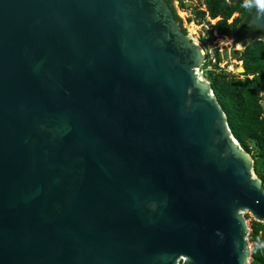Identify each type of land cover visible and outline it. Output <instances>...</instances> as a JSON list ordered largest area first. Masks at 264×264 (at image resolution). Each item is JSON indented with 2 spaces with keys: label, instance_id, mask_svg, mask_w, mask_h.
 I'll return each instance as SVG.
<instances>
[{
  "label": "water",
  "instance_id": "95a60500",
  "mask_svg": "<svg viewBox=\"0 0 264 264\" xmlns=\"http://www.w3.org/2000/svg\"><path fill=\"white\" fill-rule=\"evenodd\" d=\"M204 62L166 0H0V264H249L262 181Z\"/></svg>",
  "mask_w": 264,
  "mask_h": 264
},
{
  "label": "trees",
  "instance_id": "16d2710c",
  "mask_svg": "<svg viewBox=\"0 0 264 264\" xmlns=\"http://www.w3.org/2000/svg\"><path fill=\"white\" fill-rule=\"evenodd\" d=\"M166 2L174 11V0ZM205 4L207 11L199 12L202 19L207 16L211 19L221 18L217 25L210 28V32L217 30L220 36L235 37L237 42L248 39L242 42L245 50L240 58L245 73L230 77L219 65L223 52H216L215 63L207 55L205 66L211 65L212 69L206 72V78L228 117L235 138L254 158V169L264 190V30L259 27L247 28L257 7L254 2L246 6L245 0H233L231 3L226 0H205ZM235 12L240 16L229 23ZM176 19L182 23L177 15ZM250 228L249 242L253 245L249 264H264V223L252 220Z\"/></svg>",
  "mask_w": 264,
  "mask_h": 264
},
{
  "label": "flooded vegetation",
  "instance_id": "af4514ba",
  "mask_svg": "<svg viewBox=\"0 0 264 264\" xmlns=\"http://www.w3.org/2000/svg\"><path fill=\"white\" fill-rule=\"evenodd\" d=\"M227 2L231 3L233 0H226ZM175 2H177V6L175 5ZM194 2L198 3L197 5L195 4H190L188 3V1L186 0H174V17H175V21L177 22V26L179 27V29L184 32L187 36L190 37V40L194 43H196L202 50H204V53H205V62L204 64L207 62V55H210L208 53H215L218 52V53H222L221 50L217 49L214 47L213 51L211 52V49L209 47V43L210 42H213V41H217L219 38H229L227 39V41H229L230 39L233 41V45H235V47L233 45H230V47L226 46L225 47V50L223 51L224 53H233V59L237 61L236 64H241V67H244V64H243V61L240 59L241 58V54L243 53V51L245 50V47L243 45L242 42H247V38L242 40L240 42H237V38L235 37H232V36H220L218 31L217 30H214L213 32H210V28L212 26H215L217 25L218 21L221 20V18L219 17V19H211L210 17H206L205 19H202L200 16H199V12H206L207 11V7H206V4H205V0H202V1H199V0H194ZM186 4L185 7H183V4ZM238 3V2H236ZM235 3V4H236ZM191 5H194V6H191ZM201 5V7L199 6ZM178 9H182L183 11L185 10H188V9H191L194 11V13L190 16V15H187L188 17L185 19H183L179 12H178ZM258 9V8H257ZM256 9V10H257ZM186 12V11H185ZM176 15L182 20V23L179 22L177 19H176ZM254 15V13H253ZM252 15V17H253ZM240 16V13L238 12H235L233 14V16L229 19V21H231V23ZM252 17H251V20H252ZM185 20V21H184ZM250 20V22H251ZM196 22V30L194 32V35L192 36L189 32H188V29L185 27V25L183 24L184 22H189V23H192V22ZM228 21V22H229ZM249 22V24H250ZM198 24V25H197ZM249 24L247 26L248 29L250 28H254V27H259L261 30H264L263 27H260V26H256V25H253L252 27H249ZM213 34L214 36V40H211L209 39V34ZM230 44V41L229 43ZM239 45V47H238ZM243 49V50H242ZM235 54H238L239 56H235ZM203 64V65H204ZM243 74V73H242ZM238 75H241V74H238Z\"/></svg>",
  "mask_w": 264,
  "mask_h": 264
},
{
  "label": "rangeland",
  "instance_id": "374dc122",
  "mask_svg": "<svg viewBox=\"0 0 264 264\" xmlns=\"http://www.w3.org/2000/svg\"><path fill=\"white\" fill-rule=\"evenodd\" d=\"M188 1V3L190 4H195L197 5L198 3L194 2V0H186ZM175 5L177 6V2H175ZM191 6H194V5H191ZM201 7V5H199ZM202 8V7H201ZM186 11V12H185ZM183 11L182 9H178V12L180 14V16L186 20V18L188 17L187 15H192L194 13L193 10L191 9H188V10H185ZM184 20V21H185ZM185 25V27L188 29V32L193 36L194 35V32L197 31L196 30V22H192V23H189V22H184L183 23ZM198 25V24H197ZM227 39L229 38H219L217 41H213V42H210L209 43V47L210 49L213 51L214 47L219 49V50H222V52L225 50V47L228 46L230 47V45H233V41L230 39V44L229 41H227ZM223 45V46H222ZM235 47V45H233ZM243 50V49H242ZM211 51V52H212ZM223 55H221L220 57V60H219V65L228 73V75L231 77L233 76H237L238 74H242L241 73V64H236L237 61L233 59V53H224L223 52ZM212 56V55H211ZM203 67L201 69H207L209 66H205L202 65ZM202 77H204L206 79V81L210 82L207 78H206V72L204 74H201ZM251 245H253L252 243H250ZM252 250V247L250 248V251Z\"/></svg>",
  "mask_w": 264,
  "mask_h": 264
},
{
  "label": "built area",
  "instance_id": "2783aa9c",
  "mask_svg": "<svg viewBox=\"0 0 264 264\" xmlns=\"http://www.w3.org/2000/svg\"><path fill=\"white\" fill-rule=\"evenodd\" d=\"M212 51V50H211ZM208 54H210V58H209V60H212V62H216V60H215V55H214V53H208ZM212 55V56H211ZM203 66H201V67H199L198 69H197V71H198V73L199 74H204L205 72H207L208 70H210V69H212V66L211 65H209V67L207 68V69H201ZM245 220H246V223H247V225H248V234H247V241H248V243H249V247L251 248L252 247V245L250 244V242H249V235H250V233H251V228H250V225H251V222H252V220H255V218L248 212V213H246L245 214Z\"/></svg>",
  "mask_w": 264,
  "mask_h": 264
},
{
  "label": "clouds",
  "instance_id": "9594fccd",
  "mask_svg": "<svg viewBox=\"0 0 264 264\" xmlns=\"http://www.w3.org/2000/svg\"><path fill=\"white\" fill-rule=\"evenodd\" d=\"M254 2L255 6L261 10H264V0H245L246 6H251V4ZM219 19V18H218ZM231 23V21H229ZM239 47V45H238Z\"/></svg>",
  "mask_w": 264,
  "mask_h": 264
},
{
  "label": "bare ground",
  "instance_id": "6f19581e",
  "mask_svg": "<svg viewBox=\"0 0 264 264\" xmlns=\"http://www.w3.org/2000/svg\"><path fill=\"white\" fill-rule=\"evenodd\" d=\"M223 46V45H222ZM222 51V50H221Z\"/></svg>",
  "mask_w": 264,
  "mask_h": 264
}]
</instances>
